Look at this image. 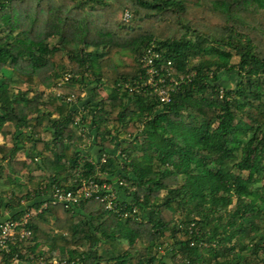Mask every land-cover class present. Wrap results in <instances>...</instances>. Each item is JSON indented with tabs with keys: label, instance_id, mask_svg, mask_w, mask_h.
I'll list each match as a JSON object with an SVG mask.
<instances>
[{
	"label": "trees",
	"instance_id": "1",
	"mask_svg": "<svg viewBox=\"0 0 264 264\" xmlns=\"http://www.w3.org/2000/svg\"><path fill=\"white\" fill-rule=\"evenodd\" d=\"M151 43L176 73L194 72L165 104L118 86L143 75ZM228 71L238 77L231 88L221 82ZM52 89L85 93L79 124ZM81 123L94 157L80 147ZM0 135L10 141L0 143V174L2 160L11 173L0 211L37 207L44 184L70 188L103 152L100 170L124 178L120 199L138 207L123 219L96 200L49 205L29 221L25 248L36 259L264 264V0H0ZM19 150L44 171L33 190L16 179L31 168ZM19 261L35 264L26 253Z\"/></svg>",
	"mask_w": 264,
	"mask_h": 264
},
{
	"label": "built area",
	"instance_id": "2",
	"mask_svg": "<svg viewBox=\"0 0 264 264\" xmlns=\"http://www.w3.org/2000/svg\"><path fill=\"white\" fill-rule=\"evenodd\" d=\"M123 19L128 21L130 13L125 10ZM139 63L144 70L142 76L133 81H123L118 83L119 88L128 90L132 93L148 94L158 100L159 103L165 104L172 101L173 95L179 90L180 86L189 82L194 76V72L176 73L174 71V64L171 59H163L161 50L155 43H151L146 47L140 57ZM72 74L65 73L62 79L59 80L58 85L67 81ZM222 91V89H221ZM61 95L60 92H56ZM63 99L70 105L77 108V114L74 117L75 123L81 122V114L84 112L83 106L80 101L84 93L79 97L75 94L61 95ZM84 142H88L93 138L88 136V130L85 123H81L78 129ZM86 137H88L86 139ZM113 153L116 156L124 155L120 147H116ZM107 152L101 153L98 160L90 158V163L95 165V171L91 175L84 176L82 169L74 171V177L71 180L72 186L68 188V183L61 184L57 182L48 181L43 188V200L37 206L27 207L25 211L13 217L9 215L8 210L1 209L0 214V264H3V256L11 254L12 261H19L20 253H26L27 256L35 264H82L78 261L67 262L66 260H59L56 258L36 259L32 253H28L25 244L31 237V229L29 228V221L32 217L37 215L42 210L46 209L49 205L62 204L66 208H74L87 200H96L103 204V207L112 213H115L120 218H134L138 212V207L133 202L128 201L127 204L122 203L120 186H127L124 178L119 175L111 176L105 171L100 170V165L107 162ZM133 189V188H132ZM11 194L4 195V198L9 199ZM24 203V200L21 201ZM203 246H206L203 244ZM12 247L16 249L12 251ZM161 253L164 251L161 250ZM177 258H180L177 255ZM184 264H189L185 261Z\"/></svg>",
	"mask_w": 264,
	"mask_h": 264
},
{
	"label": "crops",
	"instance_id": "3",
	"mask_svg": "<svg viewBox=\"0 0 264 264\" xmlns=\"http://www.w3.org/2000/svg\"><path fill=\"white\" fill-rule=\"evenodd\" d=\"M44 137L48 138V135H44ZM4 138L6 139V141H4ZM0 140H2L3 142H7V143L10 142L8 136L3 137L2 135H0ZM82 142L83 143H81V145H80V147H82V151L84 153H89L90 156H93V157L96 156L97 148L93 145L92 141L90 140L88 142H84V141H82ZM27 146H28V143H26V147ZM15 158L17 160L26 161L27 163H29V165L31 167L29 170L25 169L21 173L15 175L16 179L18 180V182H20L24 188L26 186L29 188L30 181H33L32 183L35 184V186L30 188V190L31 189L33 190L34 188L38 187V177L43 176L44 175V171L42 169L37 168L35 162H30L29 158L26 156L25 150H19L16 153ZM6 169H7V174H6L5 177L7 178V176L9 174H11V173H10V170H9L8 167ZM23 176H25V180H24ZM0 178H1L0 181L5 180V178L2 179V173L0 174ZM4 186H5V184H3L1 188H3ZM1 214H0V216H1ZM8 214L11 215L10 212ZM4 215L5 214H2V216H4ZM166 262H167V264H174L173 259L171 260V258H169V257L167 258ZM17 263L21 264V262H19V261H17L15 264H17Z\"/></svg>",
	"mask_w": 264,
	"mask_h": 264
},
{
	"label": "rangeland",
	"instance_id": "4",
	"mask_svg": "<svg viewBox=\"0 0 264 264\" xmlns=\"http://www.w3.org/2000/svg\"><path fill=\"white\" fill-rule=\"evenodd\" d=\"M17 13L19 14V13H23L20 9H18L17 10ZM18 17H19V15H18ZM237 59L235 58L234 59V61H236ZM221 82H222V85H224V86H227L228 88H231V87H234L235 85H236V83H237V80H238V77H237V75H236V73L234 72V71H228V72H224L223 74H222V78H221ZM22 87H25V85L23 84L22 85ZM39 89H41V90H43L45 93H49V89H47V88H44L43 86H39ZM53 90V89H52ZM53 92H55L54 90H53ZM56 93V92H55ZM99 93H100V95H103V96H106V91H105V89H100L99 90ZM86 125V124H85ZM121 137H124L125 135H123V134H121L120 135ZM88 137H86V139H87ZM4 141H6V139L4 138ZM0 142L1 143H4L2 140H0ZM16 159V158H15ZM18 161H21V160H18ZM1 164L3 165V170H2V179H4L5 178V180H3V181H0V188L2 187V185L3 184H5V182H6V174H7V167H6V165H7V161H5V160H2V162H1ZM23 170H25V169H22L21 170V172L23 171ZM20 172V173H21ZM23 178H24V180H25V176H23ZM1 179V178H0ZM33 181H30V184H29V188L26 186L25 188L23 187V188H21V191L22 192H24L26 189H30V188H32V187H34L35 186V184H33L32 183ZM173 261H174V264H181L180 262H177L176 261V259L174 260L173 259ZM20 262V261H19ZM16 262H13L12 261V264H15ZM18 264V263H17Z\"/></svg>",
	"mask_w": 264,
	"mask_h": 264
}]
</instances>
